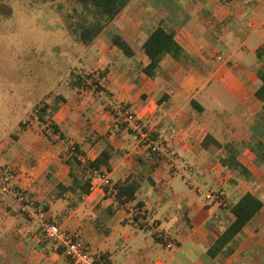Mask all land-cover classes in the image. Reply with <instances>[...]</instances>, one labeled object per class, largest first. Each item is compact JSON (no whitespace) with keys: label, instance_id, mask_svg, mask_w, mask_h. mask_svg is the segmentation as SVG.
<instances>
[{"label":"crops","instance_id":"1","mask_svg":"<svg viewBox=\"0 0 264 264\" xmlns=\"http://www.w3.org/2000/svg\"><path fill=\"white\" fill-rule=\"evenodd\" d=\"M33 2L47 6L41 13L51 22L39 43L44 59L34 57L37 29L19 24L20 12L12 15L13 38L21 65L47 69L46 88L36 101L45 102L49 133L40 136L33 123L19 134L0 160V170H7L4 183L21 192L33 210L76 235L91 256H101L96 264H264V163L250 149L255 142L264 144V123L257 115L264 101L255 96L256 72H264L256 55L264 49V0H118L111 21L94 0L12 4ZM31 14L29 9L23 16ZM160 26L174 32L185 56L165 55L152 79L142 72L149 59L141 46ZM116 33L131 45L132 57L112 45ZM104 69L97 89L88 82L71 86L72 72L96 77ZM119 106H127L151 131L150 143L117 126ZM208 135L235 145L251 177L224 168L219 157L225 151L203 144ZM74 144L84 163L111 146L112 158L100 169L111 185L58 198L57 184L70 183L65 159ZM128 177L140 182L136 200L115 208L112 186ZM246 192L260 198L262 208L210 257L208 249L233 221L230 205ZM208 193L225 205L206 200ZM137 202L143 204L139 213ZM157 232L168 234L171 249ZM44 237L38 220L0 184V264H73ZM42 240L46 244L40 246Z\"/></svg>","mask_w":264,"mask_h":264},{"label":"trees","instance_id":"2","mask_svg":"<svg viewBox=\"0 0 264 264\" xmlns=\"http://www.w3.org/2000/svg\"><path fill=\"white\" fill-rule=\"evenodd\" d=\"M222 3H227L230 0H220ZM95 6L101 9V12L107 15L108 20L111 21L119 12L118 0H94ZM112 45L117 47L125 56L132 57L134 55V50L131 45L120 35L113 34L111 36ZM141 50L149 59V64L142 69V72L154 79L156 77L159 63L165 55H169L174 59L185 56V52L182 47L175 40V34L171 30H166L163 27H157L145 40L141 46ZM259 60L263 59L264 61V49H260L256 53ZM107 74V69L100 71L96 77L90 74H77L72 72L71 77V86L80 87L93 85L95 89L98 88L97 78H102ZM256 76L259 80V87L255 92V96L260 100L264 101V72L258 70ZM191 105L194 106L195 102H191ZM46 107V106H45ZM127 108V106H124ZM258 117L264 123V108L262 112H258ZM43 121V120H42ZM117 126L121 129L129 128L128 124L121 122L117 119ZM52 133H57L58 129L55 125H50ZM60 139H64L65 135L60 133ZM152 137V136H151ZM211 143L216 149H223L225 151L224 155L219 157L220 164L231 171L237 173L238 176H243L244 178H250L251 174L237 159L239 149L231 144L225 143L220 144L214 140L211 136H206L203 144L204 146L207 143ZM151 149V148H150ZM257 155L258 160L264 163V144L261 142H255L252 148ZM82 155L80 148L77 145H72L68 147L67 157L65 159V164L68 166V177L70 183L67 185L65 183H58L57 197L60 198L66 192H71L77 194L81 192L82 195H87L90 193L91 178L94 171H100L101 167L108 166L110 159L113 155V150L111 146L107 145L103 148L100 154L94 159L82 162L79 156ZM235 179L232 180V183H236ZM140 187V182L138 179L128 177L123 182H117L112 186V189L116 191L115 208L124 207L126 204H131L136 200V192ZM263 206V202L260 198L256 197L251 192H246L242 197L239 198L237 202L231 204L229 207L230 212L233 215V221L230 225L223 231L214 244L208 249V254L210 257L216 256L220 253L234 237H236L241 230L247 225V223L260 211ZM134 207H137L138 213L143 211V204L137 202L134 204ZM111 209V208H110ZM113 209V208H112ZM137 213V214H138ZM138 216H135L137 219ZM44 239H47L44 237ZM49 240V239H47ZM50 241V240H49ZM46 244L45 241L40 244V246ZM53 244V243H52ZM54 245V244H53ZM56 251L62 253V249L56 247ZM103 257V256H102ZM70 260V259H69ZM71 261V260H70Z\"/></svg>","mask_w":264,"mask_h":264},{"label":"rangeland","instance_id":"3","mask_svg":"<svg viewBox=\"0 0 264 264\" xmlns=\"http://www.w3.org/2000/svg\"><path fill=\"white\" fill-rule=\"evenodd\" d=\"M13 1L0 0V160L4 158L6 150L16 144L20 133L26 129H32L33 123H35L34 129L39 131L40 136L48 135L44 129L45 117L43 116V113L48 110L45 102L36 101L46 88L47 69H35L26 64H20L22 52L14 43L12 19L13 13L20 12V20H17L19 24L28 26L32 23L34 26L32 28L37 29L34 39L38 44H35L37 50L33 54L34 57L42 60L45 54H43L44 49L40 51L42 44L39 43L45 39L42 32L51 27V22L44 20L41 13L47 6L34 2L29 3L27 7L15 6L12 4ZM29 9L33 12L31 19L23 16V13H27ZM252 143L251 139L250 144ZM3 170H0V177L5 181L7 170ZM244 186L248 187L247 184Z\"/></svg>","mask_w":264,"mask_h":264},{"label":"built area","instance_id":"4","mask_svg":"<svg viewBox=\"0 0 264 264\" xmlns=\"http://www.w3.org/2000/svg\"><path fill=\"white\" fill-rule=\"evenodd\" d=\"M115 116L121 122L128 124L129 128L135 131L137 137L142 143L151 142V131L147 130L144 125L141 123L140 119L128 108L124 106H119L115 110ZM46 132H49V127L46 128ZM156 148H152V151H155ZM0 184L5 192L13 195L28 211L34 218L40 223V227L44 233V236L49 239L55 247L61 248L62 254L69 258L73 264H96L95 261H102L101 256H91L87 250L86 245L78 239L74 234L65 233L56 223L51 222L45 217V214L42 210H33L26 200L25 196L18 190L11 189L8 187L3 179L0 177ZM111 185V180L107 174L94 171L91 178L90 192H93L97 188H104ZM205 199L209 201H217L221 205H225L222 198L214 197L212 193L205 195ZM136 210L130 207V210ZM142 222L144 220L142 219ZM157 224H153L156 226ZM155 237L163 244L166 249L172 248V242L169 239L168 234L164 232L155 233Z\"/></svg>","mask_w":264,"mask_h":264}]
</instances>
